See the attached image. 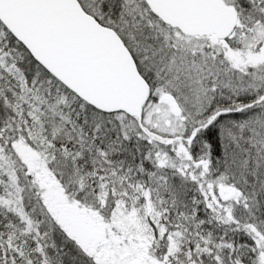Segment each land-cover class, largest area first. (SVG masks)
I'll use <instances>...</instances> for the list:
<instances>
[{"label": "snow or ice", "instance_id": "1", "mask_svg": "<svg viewBox=\"0 0 264 264\" xmlns=\"http://www.w3.org/2000/svg\"><path fill=\"white\" fill-rule=\"evenodd\" d=\"M0 264H264V0H0Z\"/></svg>", "mask_w": 264, "mask_h": 264}]
</instances>
